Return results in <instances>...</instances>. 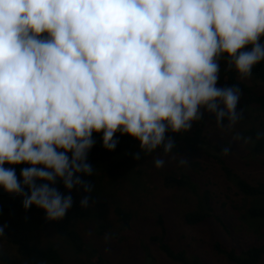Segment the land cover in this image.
Segmentation results:
<instances>
[{
	"label": "clouds",
	"instance_id": "obj_1",
	"mask_svg": "<svg viewBox=\"0 0 264 264\" xmlns=\"http://www.w3.org/2000/svg\"><path fill=\"white\" fill-rule=\"evenodd\" d=\"M221 58L241 80L264 62V0H0V189L60 221L73 189L92 190L95 135L109 152L132 138L161 169L169 134L205 115L235 127L242 92L218 86Z\"/></svg>",
	"mask_w": 264,
	"mask_h": 264
},
{
	"label": "trees",
	"instance_id": "obj_2",
	"mask_svg": "<svg viewBox=\"0 0 264 264\" xmlns=\"http://www.w3.org/2000/svg\"><path fill=\"white\" fill-rule=\"evenodd\" d=\"M226 64V59L221 58L219 86L237 85L242 92L237 110H242L243 119L240 123H244L245 126L238 130V139L244 151L248 152L249 155L264 157V137H257V132L264 130L263 121L259 119V117L264 118V93H260L258 89L259 87H264V62L255 66L251 76L253 87L257 88V91L241 82L234 69L225 71ZM256 120H259V127L254 125ZM204 123L205 117L203 121H196L188 133L169 134L176 141L177 148V151L171 154H184V156L188 157L186 165L179 164L181 158L178 161L175 159L179 166L175 173L168 171L167 166L164 169L161 168L160 171L155 168L153 163L157 155L155 152L147 155L142 154L141 159L135 161L132 154L139 150V145L128 136H122V144H118L114 151L98 153V163L94 167L95 174L85 178L88 183L92 184V195L90 196L92 206L81 208L74 212L69 210L64 217V223H62L63 220L56 222V232L59 240L69 246L75 257L89 252L90 256L87 255L94 260V264L109 263L102 260L99 256L96 257V248H91L82 236V232L86 228L82 223L89 219H95L94 232L99 241L102 240L100 236L104 234L116 240L111 245L114 251L127 240L120 233L124 230H129L133 233L132 239L135 238L136 244L139 243L137 238L140 242H143L136 229L132 227V224L138 209L141 208L140 206H144L142 201L151 197L148 196L150 194L148 193V187L152 183L149 181L148 185H143L145 181L142 176H148V168L153 166L158 173L157 179H159L158 182L154 183V189L177 191L178 196H183L185 192L193 193L195 203L183 212L182 220L184 225L195 227L207 222H213L222 231L221 238L216 232L210 234L212 251L214 254L224 257H222V264H264V185L262 183H250L246 178L240 177L228 168L225 160L220 158L217 152H219L220 147L224 149L225 146L230 145V149H233L234 145L227 139H221L219 144L213 145L206 138ZM245 138L247 139L246 143L244 142ZM132 162L134 164L135 162L138 163L137 168L132 171V174H134L132 179L133 182H136L137 187L136 190L129 191L124 180L131 179L132 174L130 175L129 170L122 166ZM207 162L220 164V170L228 183L227 189L234 190L233 195L237 199L229 204H225L221 199L215 201L214 192L210 194L208 190L196 184L194 177L209 168ZM134 164L130 166L133 167ZM110 165L113 166L111 170L109 169ZM16 167H18L16 170L20 173V168L23 165ZM103 167L108 168L107 171L111 176V179L107 182H104L102 177L98 176ZM131 167L130 170L132 169ZM95 192L98 194L96 196H99L98 201L103 203H97ZM127 193L130 194L132 201L136 200L133 201L131 208L122 203V197L127 195ZM7 196L8 194L0 189V198ZM223 197L231 200L227 194H224ZM19 206L21 207L22 205ZM92 208H96V210H92ZM9 209L10 207L6 208L0 205V214ZM108 210H111L114 221L119 224L115 231H106L107 226L103 223L102 214ZM142 210L149 211L147 208ZM33 211H39L42 217H45L44 212L35 207L30 208L27 212ZM155 223L159 226L160 233L152 234L149 238L150 241L157 244L158 249L167 259L177 264H204L197 255L187 256L184 250H173L167 241L168 231L162 212L155 216ZM116 232L119 233L118 236H116ZM16 255L23 259L13 262V257ZM10 263L67 264L58 248L54 245L48 242L40 247L30 244L26 238L0 241V264ZM79 264H82V262H79ZM86 264H88V260ZM149 264L155 263L152 260Z\"/></svg>",
	"mask_w": 264,
	"mask_h": 264
},
{
	"label": "rangeland",
	"instance_id": "obj_3",
	"mask_svg": "<svg viewBox=\"0 0 264 264\" xmlns=\"http://www.w3.org/2000/svg\"><path fill=\"white\" fill-rule=\"evenodd\" d=\"M240 81L245 83L248 87H251L252 89L254 88L252 77L243 80L240 79ZM258 89L260 93H264V87H259ZM254 90L257 91V88H254ZM204 117V132L209 142L215 145L219 144V140L227 139L230 140L234 145L233 149H230L227 154L224 153L221 147L219 152H217L219 157L225 160L228 168L240 177L246 178L250 183H262L264 185V157L249 155L248 152L244 151L238 139V130L241 127L243 128L245 124L239 122L233 128H221L215 124L213 117L209 115H205ZM259 119L263 121L264 126V118L259 117ZM254 125L256 127H259V120H256ZM94 138L95 144L88 154V161L93 167H95L98 163L97 154L106 152V150L102 147V140L100 135H95ZM116 138L118 139V144L121 145L123 137L117 135ZM175 155L169 154L165 158L166 163L162 169L167 166L168 171L174 173L176 172V169L179 167L176 161H178L181 156H184V154ZM90 160L92 161V163ZM107 160H109V158H107ZM132 164L134 163L132 162L130 164H125L122 166L123 168H126V170H129L130 175L132 174V171H134L138 166V163L136 162L133 167L130 166ZM175 164L177 165L175 166ZM207 165L209 166V168L206 171L201 172L200 174H196V176L194 177L196 184L208 190L210 194L214 192L215 201L221 199L225 202V204H229L237 199L233 195L234 190L227 189L228 183L224 179L223 172L220 170V164L217 162H207ZM107 167H103L101 172L98 173V176L102 177V180L104 182H107L111 179V176L107 171ZM130 167L132 168L131 170ZM112 168L113 166L110 165L109 169L111 170ZM147 172L149 175H143L142 179L145 181L143 182V185H148L149 181L152 183L148 187V193H150L148 196L151 197H148L147 200L142 201L144 206H140L141 208L138 209L137 215L135 216L136 218L133 219L132 224V227L136 229L143 242H140L137 238L139 243L136 244L135 238L132 239L133 233H131V231L129 230H124L120 233L127 240H125L126 242H123V244L114 251L111 245L116 240H113L111 237L104 234L100 236L102 240L99 241L94 232L95 219H89L88 221L82 223L86 226V228L82 232V236L85 239V242L90 245L91 248H96V257L99 256L102 260L107 261L109 264H149V262L152 260L155 264H177L175 262L172 263V261L167 259L166 256H164L160 252L157 244L150 241L149 238L152 234L160 233L159 226L155 223V216L158 213L161 214L162 212L168 231L167 241L173 248V250H184L187 253V256L197 255L198 257H200L204 264H222L223 256L214 254L211 248L210 237V234L213 232H216L219 238L222 237V231L219 229V227L213 222H207L195 227L186 226L183 223V212L189 207H192L195 203L193 193L185 192L183 193V196H178L177 191L171 192L169 190L166 191L161 189H154V183L158 182L159 180L157 179L158 173L153 168V166H150ZM16 173L19 177V173L17 170ZM93 174H95V172ZM133 176L134 174L131 175V179L124 180L129 191H134L137 187L136 182H133ZM122 184L125 186L124 183ZM56 187L62 193L65 192V189L63 188L61 182H57ZM94 194L95 196L98 195L96 192ZM224 194H227L231 200L225 199L223 197ZM71 195L73 198V206L70 210L74 212L78 209H81V198L85 195L91 196L92 192H90L89 194L85 193L82 189H73ZM129 195L130 194L127 193V195L122 197V203H124V205H128L131 208L133 205V201L136 200L132 201ZM98 198L99 196H96L97 203H103L99 202ZM20 203L21 198L9 194L7 197L0 198V205L2 207H10L8 211L0 214V226H3L5 224L7 225L5 229V236L0 237V241L6 239L26 238V240L30 244H35L40 247L49 242V244L54 245L58 248L67 264H79V262H82V264H86L87 260L88 264L93 263L94 260L89 257V252H87L89 256L86 253H83L85 255L75 257L69 246L59 240L56 232L57 221H47L45 217H42L39 211H33L30 213L25 212L22 206H19L21 205ZM89 206H92V203H90ZM144 208L149 209V211H143L142 209ZM92 210H96V208H92ZM102 217L104 219L103 223L107 226L106 231H115L116 227H118L119 224L114 221L111 210L104 212L102 214ZM146 217L147 219H145ZM64 221L65 219H63L62 223H64ZM134 234L136 233L134 232ZM118 235L119 233L116 232V236ZM66 246L68 249L66 248ZM20 259L22 260L23 258L16 255L15 257H13L12 261L16 262Z\"/></svg>",
	"mask_w": 264,
	"mask_h": 264
}]
</instances>
